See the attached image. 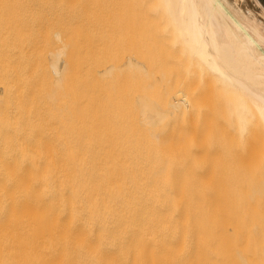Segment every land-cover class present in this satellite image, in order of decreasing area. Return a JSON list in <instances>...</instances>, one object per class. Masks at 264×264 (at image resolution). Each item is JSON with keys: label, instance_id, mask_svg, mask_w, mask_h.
I'll list each match as a JSON object with an SVG mask.
<instances>
[{"label": "rangeland", "instance_id": "obj_1", "mask_svg": "<svg viewBox=\"0 0 264 264\" xmlns=\"http://www.w3.org/2000/svg\"><path fill=\"white\" fill-rule=\"evenodd\" d=\"M2 1L0 3H15L17 14H20L15 23L18 26L15 28L17 27V34L20 36L17 38L19 44L17 61H22L19 63L22 65H18L20 68L18 69L17 66V70L18 74L22 75L19 78L23 79L22 82L20 81L21 84L26 82L21 86L22 92L20 91L18 95V97H24L23 100L20 98L23 103L18 104V107L21 106L20 114L18 113V125L20 124L18 134L23 138L18 135L17 139L20 140L16 139L17 143L14 142L13 145L20 143L21 146L17 145V148L18 146L26 147L25 150H28L24 153V156L28 158L26 160L30 159L27 153L32 154L30 155L32 159V156H36L35 154L45 146V150L49 148L53 154L48 153L53 158L51 159V156L47 159L53 160L56 164L59 162L61 165L65 163L63 161L67 157L69 158L70 155L67 157L65 155L70 150L79 151V157L86 159V163L80 158L75 159H80V163H88L87 165L93 164L94 161V164L107 162L106 164L114 165L119 161V163L131 162V165H135L140 161L136 165L143 166L145 175L143 174L142 177L148 182V190L154 188L150 193L154 191V194L159 193L163 202V208L159 214H149V222L153 218L158 219L162 237L168 225L177 227L173 226L174 232L177 230L176 234L174 233V245H169L171 242H168V239L165 243L169 244L163 242L167 238L166 233L163 237L162 243L168 250L170 247L172 250V246L173 248L181 247L179 244L184 243L181 247L183 252L177 250L179 255L176 256L179 262L174 261L175 259L174 262L171 261L172 257L167 261L165 257L162 261L166 263L163 264H168L170 261L173 264H182V262L186 264L185 261H188L189 257L193 259L189 261L194 264H202V262L203 264L204 262L205 264H241L238 260V254L241 252L243 254L240 256L243 255L246 263L264 264V132L255 125L242 130L237 118L231 116L232 114L229 115L218 84L181 48L176 32L164 13L163 0ZM62 48L65 49L64 54L61 51ZM58 50L63 54L60 61L61 65L66 66L65 72L67 73L64 76V84H62L64 87L59 90L57 103L55 102L56 105L53 103L54 106L47 100V95L55 89V87L49 89L55 85L53 82L52 85L51 81L56 79L52 75L53 72L49 70L51 68L49 60L53 58L50 53L57 55L55 51ZM129 57L147 64L146 67L152 69L153 80L151 78L147 82L149 79L144 81L127 74L122 65ZM106 67H112L114 74L110 82L104 83L105 81L103 82L97 72H101ZM32 81L35 82L32 83ZM69 91L72 95H69ZM140 96H148L157 103L156 106L159 105L164 111L167 109L170 114L169 118H166V124L162 126L159 123V125L150 126L147 122H142L143 117L136 106V98ZM184 98L186 106L182 105L181 110L178 108L180 111L176 113L175 110L169 111L171 102L174 103L175 99L184 100ZM59 101L61 104L67 103H64L65 106L68 105L67 108L64 104L63 108L57 107ZM25 103L30 110H28L29 113L26 112L27 114L23 115L25 110L22 107H26L23 105ZM167 104L170 106L168 107ZM26 119L29 123L25 121ZM35 119L38 121L36 120L33 125ZM24 129L30 130L25 131ZM23 131L28 134L23 135ZM60 131L64 134L60 135ZM57 135L60 140L55 138ZM33 142L34 145L37 143L36 146H39V150L35 146L38 150L36 153H34ZM28 143L30 146H27ZM65 145L70 146L69 149ZM27 147H33L30 150L32 153ZM62 150L67 153L62 154L64 153ZM168 150L170 151L167 152ZM127 154H130L128 160L125 159ZM88 155L89 157L83 158ZM97 155L104 158H96ZM113 155L118 156L117 158L123 157L117 160ZM24 156L22 155L21 160L26 158ZM44 160H38V162ZM261 182L263 187L260 186ZM261 187L263 194L260 193ZM188 222L191 226L187 225ZM180 233L183 238L179 235ZM162 247L163 252L165 248L163 250ZM194 248L197 249L196 252ZM194 252L198 263L193 258Z\"/></svg>", "mask_w": 264, "mask_h": 264}, {"label": "bare ground", "instance_id": "obj_2", "mask_svg": "<svg viewBox=\"0 0 264 264\" xmlns=\"http://www.w3.org/2000/svg\"><path fill=\"white\" fill-rule=\"evenodd\" d=\"M163 3L164 13L176 32L181 48L200 64L201 68L206 70L207 73H209L208 75L218 84L224 100L223 102L227 105L229 115L232 114L231 116L237 118L242 130L249 129L255 125L264 132V6L259 0H163ZM16 7L15 3H0V264H163L166 263L162 261L165 257L167 261L171 260L172 257L171 261L175 259L174 261L179 262L177 261L179 258L176 256L179 255L177 250L179 249V251L183 252L181 247L184 243L179 241L181 243L179 246L181 247L173 248L174 246H172V250L169 246V250L173 253L165 248L166 246L162 243L166 233L167 238L164 239L163 242L165 243V240L167 241L168 239V242L170 241L171 244L168 242L165 244L174 245L173 238L177 232V230L174 232L175 226L168 225L169 227L167 226L164 229L165 232L162 237V229L158 224V219L153 218L149 222V214H159L163 208V202L162 197L158 195L159 193L154 194L155 191L150 193L154 188L148 190V182L146 178L144 179L142 177L144 174L143 166L136 165L140 161L136 162L135 165H131V162L119 163V161H117L118 163L115 162L114 165L106 164L107 162L104 164L101 162V164H94L95 161L93 164L87 165L88 163H80L79 160L82 159V156L79 157V151L70 150L67 151L68 154H66L67 152L62 150L64 152L62 154H66L65 157L70 156L69 158L67 157L65 161H63L65 163L61 165L59 162L56 164L53 160L49 161V159H47V157L53 155L51 152L52 150L48 147L46 150L49 152L45 150V146L42 147V150L38 151L39 146H36L38 144L36 143V145H34V142L38 141L33 142V147L36 146L38 148L37 150L35 147V152L33 151L34 153L38 151L35 154L36 156H32V160L30 156L32 154L29 155L27 153V156L30 158L29 161H27L28 158L24 156V153L28 151L27 149L25 150L26 147H20V143L13 145L14 142L17 143L19 139H17V136L20 135L18 134V126L20 125H18V113L20 112L21 106L18 107V104L20 103L19 105H21L24 99V97H18V95L20 94L21 86L26 82L21 84L23 79L20 80L19 78L22 75L18 74L17 70V66L20 65L19 63L22 61H17L19 54L17 38L20 36L17 34V27L15 28L18 24L15 25V23H17L20 14H17L18 10H16ZM60 41H62V39ZM24 45L23 47L25 48ZM63 47L66 48V46ZM177 49H179V47ZM64 50L63 48L61 49L63 54ZM59 51L60 50L55 51L57 55L50 53L53 58L50 56L52 59L49 60L51 61V68H49V70L53 72V74H51L54 79H56L55 81H51V84L53 82L55 85L49 89L51 90L54 87L55 89L52 91L49 90V94L51 95H47V100L49 103H54L55 105L57 103L58 92L64 87V85L62 87V84H64V76L65 73H67L65 72L66 66H64V64L61 65L62 62L60 59L63 54ZM53 55H55V57ZM137 61L138 60L132 57L127 58L122 65L123 70L138 79L144 81L149 79L147 82H149L151 78L153 80L151 74L152 69H148V67H146L147 64L145 65L143 62ZM17 62L18 64L16 65ZM20 66H18V69ZM19 71L21 72V70ZM99 72L100 71L97 72L100 74L98 76H100L102 80L109 82V80L112 79V67H106L101 70L100 73ZM17 80L18 84L21 81L19 85L17 84ZM34 82L32 81V83ZM46 89L48 92V88ZM66 89H68V87ZM70 94L71 92L69 95ZM20 98L23 99L21 100ZM176 99V103L171 102V106L167 104V106L169 105L171 108L169 109V106L167 107L169 111L175 110V113L179 109L181 110L182 105L186 106L187 104L185 103V98L184 100L179 99L180 101ZM18 100L21 101L18 102ZM177 101L179 102L177 103ZM186 101L188 100L186 99ZM153 102L154 101L149 99L148 96L136 98L137 110L140 112L139 114H141V117L144 118H142V122H147L150 126L159 125V123H161V125L166 124V118L170 113L167 109L164 111L159 105L156 106L157 103L154 102V104ZM64 103L61 104L59 101L57 107H62ZM26 104L27 103L23 105L26 106ZM22 108L25 110V112L23 111V115L24 113H29V107L26 106ZM173 116L175 117V114ZM19 118L21 119L20 115ZM165 119L166 122L164 121ZM36 120L37 119L33 121V125ZM25 121H27V119ZM27 122L29 123V121ZM39 123L43 125L41 122ZM23 125L25 126L24 123ZM26 128H28V126ZM46 130H48V128H46ZM27 134L26 132L23 133V135ZM62 134L64 133L61 132L60 135ZM107 136L110 137L109 135ZM20 138L23 137L20 135ZM55 138H58V135ZM64 143H66V141ZM17 145L20 146L17 148ZM24 145L26 146V142ZM27 146H30L29 143ZM33 147L27 148H30V151ZM66 147L68 148L70 146ZM19 148L22 149L20 150ZM162 150H164V148ZM169 151L170 150L167 152ZM20 152L22 153L21 157L19 156ZM30 152L32 153V151ZM56 153L59 152L56 151ZM75 154L79 155L76 156ZM22 155L26 157L23 160H21ZM129 155L130 154H127L125 159L128 160ZM87 157H89V155L83 156V158ZM98 157L104 158L101 155L96 156V158ZM115 157L117 158L118 156H114V159ZM122 157L123 156L120 158ZM52 158L53 156L51 159ZM120 158H117V160H120ZM135 158L137 160V156ZM43 159L45 160L38 162V160L41 161ZM68 159H70L69 163ZM71 159L74 161L72 162ZM85 160L82 159V161ZM75 161L78 163H74ZM66 162L68 164H66ZM164 181H166V179H164ZM164 181L162 182L164 183ZM166 184L164 185L166 186ZM262 185L263 183L260 186ZM262 187L260 191L261 189L263 190ZM260 193L263 194L262 191ZM261 194L258 193L259 196ZM260 197H262V195ZM183 201L184 200H182V202ZM188 208H190L189 205ZM192 221L191 219V222ZM187 225L191 226L189 222ZM182 227H184V225H182ZM162 228L164 227L162 226ZM188 230L186 232H188ZM179 235H182V233ZM181 237L183 238V235ZM178 239H180V237ZM194 239L195 238H193V240ZM176 242L177 240L175 243ZM162 244L165 250L167 249V253L168 251L170 252L169 255L165 252ZM161 247L164 250L163 252ZM175 247L177 246L175 245ZM186 247L190 248L188 246ZM195 248L194 251L196 252L197 249L195 250ZM184 251L187 252L185 248ZM195 252L193 258L196 262ZM174 253H176L174 255L176 257L172 255ZM241 254L243 253L241 252ZM241 254H238V260L241 261L240 263L249 264V262L246 263L245 258L243 259V255L240 256ZM180 255H182V253H180ZM190 258L191 257H189V260H193ZM189 260L185 261V263L189 264V262H191ZM171 261L168 262V264H173ZM192 263L193 262L190 264ZM205 263L206 262H204V264Z\"/></svg>", "mask_w": 264, "mask_h": 264}, {"label": "water", "instance_id": "obj_3", "mask_svg": "<svg viewBox=\"0 0 264 264\" xmlns=\"http://www.w3.org/2000/svg\"><path fill=\"white\" fill-rule=\"evenodd\" d=\"M259 1L264 6V0H259Z\"/></svg>", "mask_w": 264, "mask_h": 264}, {"label": "crops", "instance_id": "obj_4", "mask_svg": "<svg viewBox=\"0 0 264 264\" xmlns=\"http://www.w3.org/2000/svg\"><path fill=\"white\" fill-rule=\"evenodd\" d=\"M113 74H114V73H113ZM127 74H128V73H127ZM129 75H130V74H129ZM111 78L113 79V75H112V77H111ZM112 79H110V80H109V82H110ZM103 81H104V80H103ZM105 82H108V81H105Z\"/></svg>", "mask_w": 264, "mask_h": 264}]
</instances>
